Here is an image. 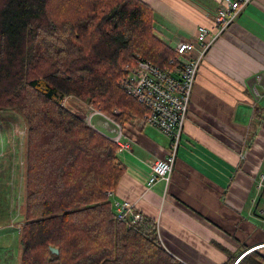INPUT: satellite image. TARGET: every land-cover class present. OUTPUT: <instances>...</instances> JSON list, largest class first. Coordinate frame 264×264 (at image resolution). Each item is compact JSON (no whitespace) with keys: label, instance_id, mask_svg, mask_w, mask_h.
I'll return each instance as SVG.
<instances>
[{"label":"trees","instance_id":"1","mask_svg":"<svg viewBox=\"0 0 264 264\" xmlns=\"http://www.w3.org/2000/svg\"><path fill=\"white\" fill-rule=\"evenodd\" d=\"M174 56L145 0H0V109L27 124L21 264H186L154 217L117 215L107 192L126 170L120 145L61 102L74 94L131 122L145 107L125 90L124 67ZM261 250L237 264H264Z\"/></svg>","mask_w":264,"mask_h":264},{"label":"crops","instance_id":"2","mask_svg":"<svg viewBox=\"0 0 264 264\" xmlns=\"http://www.w3.org/2000/svg\"><path fill=\"white\" fill-rule=\"evenodd\" d=\"M145 1L174 48L212 25L220 5ZM123 124L131 148L120 150L126 170L113 204L129 201L154 217L165 247L186 264H229V253L264 244V0L247 5L203 58L167 189L148 181L150 160L169 153L170 137L141 116Z\"/></svg>","mask_w":264,"mask_h":264},{"label":"built area","instance_id":"3","mask_svg":"<svg viewBox=\"0 0 264 264\" xmlns=\"http://www.w3.org/2000/svg\"><path fill=\"white\" fill-rule=\"evenodd\" d=\"M254 1L220 0V5L212 18V25L202 24L194 36L178 41L174 48L175 56L170 63L160 66L144 57H138L134 63H128L124 67L122 83L125 90L145 107L141 119L170 137L169 153L165 157L150 160L149 186L162 180L165 188H168L189 117L193 89L201 62L214 41L229 28L241 11ZM255 90L257 92L256 87ZM72 100L74 103L76 101L84 103L86 109L92 111L88 110L89 113H85L77 107L73 108L74 103L70 104ZM62 104L74 109L94 129L118 143L120 150L131 148V140L124 139L125 125L115 117L74 94L64 95ZM107 193L111 196L113 191L109 190ZM114 207L120 218L129 215L138 219L141 216L129 201L116 200Z\"/></svg>","mask_w":264,"mask_h":264},{"label":"rangeland","instance_id":"4","mask_svg":"<svg viewBox=\"0 0 264 264\" xmlns=\"http://www.w3.org/2000/svg\"><path fill=\"white\" fill-rule=\"evenodd\" d=\"M72 107L92 111L77 101ZM26 143L24 116L16 109H0V264H21L19 229L25 212Z\"/></svg>","mask_w":264,"mask_h":264},{"label":"water","instance_id":"5","mask_svg":"<svg viewBox=\"0 0 264 264\" xmlns=\"http://www.w3.org/2000/svg\"><path fill=\"white\" fill-rule=\"evenodd\" d=\"M52 250L55 252H58V248H56V247H52Z\"/></svg>","mask_w":264,"mask_h":264},{"label":"bare ground","instance_id":"6","mask_svg":"<svg viewBox=\"0 0 264 264\" xmlns=\"http://www.w3.org/2000/svg\"><path fill=\"white\" fill-rule=\"evenodd\" d=\"M64 97V96H63ZM63 99V98H62ZM62 102V101H61ZM116 213H117V211H116ZM117 215H118V213H117ZM259 247H264V245H261V246H259ZM259 247H256V248H254V249H257V248H259Z\"/></svg>","mask_w":264,"mask_h":264}]
</instances>
